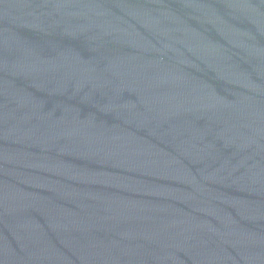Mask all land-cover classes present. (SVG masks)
Returning <instances> with one entry per match:
<instances>
[{"label": "water", "instance_id": "water-1", "mask_svg": "<svg viewBox=\"0 0 264 264\" xmlns=\"http://www.w3.org/2000/svg\"><path fill=\"white\" fill-rule=\"evenodd\" d=\"M0 264H264V0H0Z\"/></svg>", "mask_w": 264, "mask_h": 264}]
</instances>
